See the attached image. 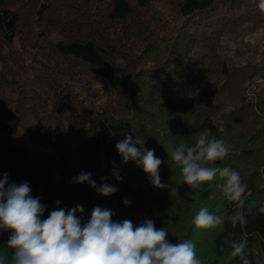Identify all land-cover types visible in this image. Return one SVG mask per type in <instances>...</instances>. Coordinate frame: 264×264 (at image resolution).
I'll return each instance as SVG.
<instances>
[{
  "label": "trees",
  "instance_id": "trees-1",
  "mask_svg": "<svg viewBox=\"0 0 264 264\" xmlns=\"http://www.w3.org/2000/svg\"><path fill=\"white\" fill-rule=\"evenodd\" d=\"M258 3L0 0V174L16 184L44 171L60 176L57 195L67 207L29 185L45 205L42 219L82 205L76 215L86 223L99 206L113 212V222L152 219L170 242L193 241L202 264H241L232 255L240 242L257 264L264 255V214L257 211L264 205V46L250 37L264 27ZM206 129L230 145V154L209 166L240 174L243 205L223 198L219 175L189 188L171 160L180 143L194 145ZM127 134L155 149L165 188L154 187L135 162L123 163L115 145ZM81 172L98 186L107 177L117 191L104 197L73 183ZM201 207L225 223L196 228ZM234 212L246 223L229 221ZM9 235L0 232V255L10 261Z\"/></svg>",
  "mask_w": 264,
  "mask_h": 264
},
{
  "label": "clouds",
  "instance_id": "clouds-1",
  "mask_svg": "<svg viewBox=\"0 0 264 264\" xmlns=\"http://www.w3.org/2000/svg\"><path fill=\"white\" fill-rule=\"evenodd\" d=\"M258 8L264 11V0ZM211 130L202 131L194 145L180 143L171 153V160L179 166L183 184L197 189L217 175L223 179L222 196L228 202L245 203L247 185L240 174L230 167H210L216 161H223L230 154V145L223 139H210ZM146 140L127 134L115 147L123 163L132 161L148 175L152 185L165 188L159 169L162 160L155 155V149L145 147ZM112 175L122 180L115 168ZM102 177L98 186L92 173L81 172L72 178L73 183H88L99 195L107 197L117 191L114 185ZM28 182L10 183L7 173L0 174V232L10 235L7 247L12 250L10 261L0 255V264H202L197 258L196 245L184 239L172 243L164 227L157 229L152 219L135 226L130 220L113 222V212L97 206L86 223L76 215L83 212V206L66 210H52L42 219L45 205L39 197L31 195ZM57 204L60 202L57 201ZM125 205L131 204L128 199ZM257 211L264 214V205ZM225 217L216 215L207 207H201L192 219L198 229H211L223 225ZM227 219L233 224L246 223L244 216L234 212ZM232 255L239 257L241 264H250L247 246L244 242L233 244Z\"/></svg>",
  "mask_w": 264,
  "mask_h": 264
},
{
  "label": "rangeland",
  "instance_id": "rangeland-1",
  "mask_svg": "<svg viewBox=\"0 0 264 264\" xmlns=\"http://www.w3.org/2000/svg\"><path fill=\"white\" fill-rule=\"evenodd\" d=\"M257 43L259 46H264V27L261 28L258 32H256L255 34L252 35V37H250V44H254ZM243 49L245 50V48L243 47ZM233 47H231V53L232 54H237L238 58L240 61H242L244 59V55L242 54H238V52L233 51ZM240 52V51H239ZM29 140V139H28ZM30 141V140H29ZM25 142H27L25 140ZM89 164H92V162L90 161ZM93 165H98V163L96 164V162L93 163ZM31 169L26 171V175H28L29 173H31ZM47 175L48 173L46 171L38 173L37 176H28V183L29 185H32V188L36 187L37 190L39 189V185H41L42 190L44 191V189H46L49 195L52 196L53 201L57 202L59 201V204H62L63 206L67 207V203L65 201H63L62 199L59 198V195H57L59 193V191L63 190V187L59 185L60 183V176L57 175L54 172H50L47 176H46V180H44L43 182L41 181L40 183V179L42 178V176ZM56 185H58V187H56ZM38 186V187H37ZM56 189H58L56 191ZM34 197V196H33ZM58 197V198H55ZM47 209V208H46ZM45 219L48 217L46 215H44ZM256 261L257 264H264V255H258L256 257Z\"/></svg>",
  "mask_w": 264,
  "mask_h": 264
}]
</instances>
